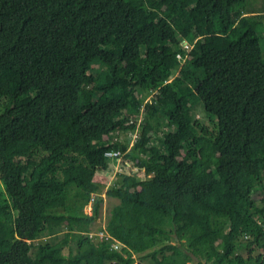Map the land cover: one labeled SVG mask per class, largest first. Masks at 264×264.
<instances>
[{"label":"trees","instance_id":"16d2710c","mask_svg":"<svg viewBox=\"0 0 264 264\" xmlns=\"http://www.w3.org/2000/svg\"><path fill=\"white\" fill-rule=\"evenodd\" d=\"M261 24L246 0H0V264H264ZM112 149L120 251L83 233Z\"/></svg>","mask_w":264,"mask_h":264},{"label":"rangeland","instance_id":"374dc122","mask_svg":"<svg viewBox=\"0 0 264 264\" xmlns=\"http://www.w3.org/2000/svg\"><path fill=\"white\" fill-rule=\"evenodd\" d=\"M246 11L247 12H255L254 14H260V17L262 19V24L259 27V33H260V43H261V46H262L263 57H264V0H246ZM139 94H140V97L143 99V101H146V100L150 99L152 97V95H153V93L151 92L149 94V96L146 97L145 94L141 90H140ZM193 117L196 118V119H199L205 125H209V126L217 125L216 117H214L213 115L207 113L205 111V109H204L202 104H199L195 108V110L193 112ZM164 129H165V131H167V130L174 129V127L165 124ZM137 135H138V131H134V132L129 131V132L115 134V137H120L123 141H125V143L129 144V147H131L133 145L134 141L136 140ZM158 138H160V137L159 136H155L153 141L156 142L158 140ZM140 153L144 154L145 152L141 151ZM123 159H126L125 156L122 158V160ZM113 164H114V166H113L112 170L107 172V176L108 177L105 178L107 180L106 181L107 185H105L103 187V190L101 192V195L103 196V203H102V206H101L100 215H99L98 219L91 225L90 229L83 232L84 236H86V237L91 238L89 236L90 233L95 232V231H99L100 229H106L107 222H108L111 210L120 201L116 197L108 196L106 194V190H107L109 185H112V184L116 183L120 173L127 172L128 169H127V167L124 164H120L119 166H117L115 160H113ZM135 174L138 175L141 178H145V176H146L145 173L142 170L141 171L136 170ZM0 198L1 199L9 198V195H8V193L6 191L5 182L2 179L1 175H0ZM254 199L257 201V203L261 204L262 203V195H261V193L260 192H255L254 193ZM86 211L89 212V213L92 211V202L89 203L86 206ZM55 237L57 239L58 238L59 239H61V238H64V239L69 238L68 227L66 225L63 226V228L58 230V232L55 235ZM45 238H41V239H38V240L34 241V245L36 246L35 248H37L44 241ZM218 245L221 246V242H219ZM70 246L74 250H77V245L75 243L71 242ZM70 246L64 247V252L66 254L69 253ZM34 250H36V249H34ZM133 257L136 259L137 263H139V261H143L144 264H149V262L151 261V258L149 256L144 258V259H141L140 255L135 254V255H133Z\"/></svg>","mask_w":264,"mask_h":264},{"label":"built area","instance_id":"2783aa9c","mask_svg":"<svg viewBox=\"0 0 264 264\" xmlns=\"http://www.w3.org/2000/svg\"><path fill=\"white\" fill-rule=\"evenodd\" d=\"M183 45L188 50H190L192 47L188 41H184ZM151 99H152V97L148 100H151ZM148 100H146V101H148ZM106 156L113 159V160H116L117 166H119L120 164H123L122 158L124 156V153L120 149L109 150L106 152ZM129 164L130 163L127 162L128 166H129ZM89 236L95 241H107V242H109L111 244V248L114 250L120 251L123 247V244L119 240L114 238L106 229H100L99 231L92 232V233H90ZM245 237L248 238L249 235H246Z\"/></svg>","mask_w":264,"mask_h":264},{"label":"crops","instance_id":"0c3cea01","mask_svg":"<svg viewBox=\"0 0 264 264\" xmlns=\"http://www.w3.org/2000/svg\"><path fill=\"white\" fill-rule=\"evenodd\" d=\"M255 12H247V14L251 15V14H254Z\"/></svg>","mask_w":264,"mask_h":264}]
</instances>
